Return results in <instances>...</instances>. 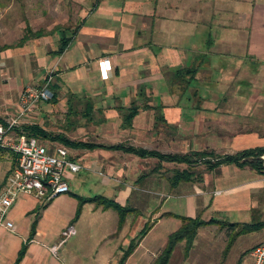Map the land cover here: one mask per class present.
I'll return each mask as SVG.
<instances>
[{"label": "crops", "instance_id": "0c3cea01", "mask_svg": "<svg viewBox=\"0 0 264 264\" xmlns=\"http://www.w3.org/2000/svg\"><path fill=\"white\" fill-rule=\"evenodd\" d=\"M209 1V15L203 17L210 23V41L201 45L207 51L197 48V37L204 27L200 23L199 0H95L93 11L79 15L85 20L66 36L70 41L60 55V31L7 50V54V48L0 49L4 50L1 75L17 73V88L2 89L14 103L19 102L24 87H41L52 74L50 88L55 100L40 102L36 117L39 120L34 124L48 133L101 146L92 150L67 147L70 158L84 167L78 173L68 172L69 193L51 200L22 194L15 200L7 215L13 226L8 229L0 225V264H14L24 245L27 252L20 264H64V253L59 263L51 250L58 247V253L64 248L63 233L69 227L75 231L69 238L76 235L74 223L78 224L87 204L92 205L89 212L95 216L98 211L117 214L112 236L123 242L116 248V252H123L118 264L136 239V219L137 226H144L151 216L156 218L153 226L166 218L177 219L180 225V217L231 224L264 222V176L249 166L206 167L198 178L193 172L185 192L169 194L182 211L176 214L162 209L166 200L160 204L158 201L155 209L149 210L150 198L142 195L150 191L147 184H142L149 178L151 184L164 185V162L110 148L124 145L175 155L180 146L184 154L196 149H225L223 153L234 154L264 147V132H258L256 123L257 118L264 120V93L254 94L255 86L264 87V79L255 85L252 76L254 67L256 71L264 70V0H229L232 5H243L238 7L241 11L237 10L235 21L232 14L217 15L218 1ZM229 8L225 5V10ZM220 9L224 12L223 5ZM239 91L246 97L238 96ZM222 96H230L232 109H224L227 104ZM133 111V120L126 121ZM224 131L228 136L222 137ZM197 140L200 146H195ZM43 144L51 152L63 146L50 140ZM0 165V173L4 171L0 176L1 192L15 167L13 154L3 152ZM96 197L110 199L126 209L123 222L120 224V215L114 209L97 206ZM81 199L86 202L77 215ZM56 205V215L62 213L63 225L56 226L53 237L41 227L40 211L47 212ZM140 207L148 209L146 217L140 215ZM213 226L216 225L199 231ZM56 239L60 241L56 243ZM143 239L124 264L137 256ZM251 255L254 264L252 251L240 264H245Z\"/></svg>", "mask_w": 264, "mask_h": 264}, {"label": "rangeland", "instance_id": "374dc122", "mask_svg": "<svg viewBox=\"0 0 264 264\" xmlns=\"http://www.w3.org/2000/svg\"><path fill=\"white\" fill-rule=\"evenodd\" d=\"M214 1H218V4L220 3L219 5L218 4L216 5L217 9L215 12L216 13L218 12L217 15H220L222 13L232 14L231 16L233 21H235L238 11L239 12L241 11V9H239L238 7L243 6L240 4L232 5V1L229 0H214ZM224 1L229 3L225 4ZM208 2L210 1L199 0V5H198V7H200L202 10L201 11L202 17L200 19V23L202 22L203 24L202 26H204L202 28V35H199L197 37V41H198L197 48L201 52L207 51V50H203V47L201 45L202 43L209 40L207 34H208V30L210 29L209 26L210 23L208 22L207 19H204L203 17L207 14L209 15V12H207L210 9L209 7H207ZM95 3H96L95 0H88L87 3H80L79 0H0V49H3V47L7 48L5 49L6 50L5 54L9 53V51L7 50L13 51L17 49V44L23 39V37L25 35L27 36L30 35L28 31L31 32H36L38 30L51 31L52 29H55L54 31L62 32L63 36L65 37L71 35L75 31L76 26L81 25L85 20L83 16H82L83 18H81L79 15H83L87 11L89 12L93 11ZM222 5L224 6L223 9L224 12H220L221 10L220 7ZM225 5L226 7H230V8L225 10ZM211 8L213 9L214 5ZM57 28H59L60 30L59 29L57 30ZM34 39L36 38L28 39L25 42V44L33 41ZM189 45L190 46L195 45V43H191ZM3 52L4 50L0 51V58L2 57L1 54ZM1 62H3L2 58L0 59V63ZM256 67H260V65H257ZM7 71L9 70L7 69ZM16 74L17 73L15 74L8 73L9 76H7L5 74L1 75L0 72V116L4 121H6V119H9V117L18 118V115L20 113V109H21L20 99L18 105V103L12 102V100H10L11 99L10 97L5 96V92H3L2 90L5 88V86L8 87L15 86V88H17L15 84L16 83L15 77H17ZM252 76L255 85L259 84L261 82V79H264V70L259 69V71H256V68L254 67ZM28 87L33 88L35 86L28 85L24 87V89L21 92L20 98L22 97L24 91ZM260 93H264V87L262 88L261 86L260 87L255 86L254 94L260 95ZM244 95H246L244 92L239 91L238 96L246 97ZM222 97L223 99H225L227 104V105L223 104L224 109H232L234 105L231 104L230 96H222ZM39 104H37V106L33 109L34 112L33 114L30 113L28 116L27 115L21 116V118L19 119V123L22 127L34 125V122H38L39 119H36V117L39 111V109L37 108ZM243 106L244 108H246L247 102L246 104L244 103ZM262 106L263 103H260L259 104L260 109L262 108ZM257 115L259 116L256 117H261L262 113L261 116L260 114ZM29 117H32V120H30ZM88 120H90V118H88ZM256 123L258 124V132L261 131L264 132V120L257 118ZM221 134L223 137V136H228L229 133L224 131ZM199 143L200 141L197 140L195 146H200ZM205 145L206 142L204 143L203 146ZM224 150H221L219 152H214V151L211 152L213 154H216V156L234 155L237 153L236 152L232 154L229 151L227 152L228 153L227 154V153H223L225 152ZM196 151L197 149L195 150V152ZM206 151L210 152L209 150ZM198 152H203V151H198ZM178 153L182 155L184 154V150H182L181 146L177 150V153H175V155H177ZM184 155H189V153ZM261 158L262 156L260 157V161L261 163H263L262 162L263 159ZM203 162L205 161H198L197 159L193 160L190 167L188 165L180 164V163L171 164L170 162H164L162 167V169H165L163 176V178L165 179L164 185L159 183L158 185L151 184L150 178L142 183V184H147L148 187L146 188H149L150 190L149 193L144 194L143 192L142 194V195H147L150 198L149 210L155 209L154 205H156L158 201L160 204L162 200L163 201L166 200V203L162 208L164 209V211L169 210L176 214L182 213V211L178 207L179 206L178 202H173L174 198H171L169 195L172 193L175 194L178 192L180 193L185 192L189 187V182H188L190 180L189 177H185L184 180L177 182L178 184L176 183L177 181L176 177L179 174L178 171L179 170L180 171L190 170V172L194 171L196 174V178H198L207 169L206 165ZM173 168L177 169V171L176 170L173 172L169 171V170H173ZM3 172L4 171L0 173V176L3 175ZM158 180H161V178H158ZM153 181H155V179H153ZM84 188L85 187H83V189ZM140 194L136 193V195H140ZM59 201L60 202L58 203L61 204L62 201L61 200ZM57 205L52 206V208L49 209L47 212H43V210L40 211V216L41 217L43 216V219L41 220V227H43V229L46 230L48 234L53 233V237L56 234V230H55L56 226L63 225V221L61 218L62 213L58 214L59 216L56 215ZM91 208H92L91 204L85 205L82 213L83 216L81 217L80 221L78 222V224L74 223L75 225L74 228L76 229V235H73L71 238L66 240L64 248H61L59 252L55 255L59 257V260L57 259L59 263L61 262L60 257L63 256V253H64L63 258H65V260L63 259L64 264H118L120 259L122 258L123 252L121 251L116 252L117 251L116 248L119 245H122L123 242L122 243L119 242L117 236L116 237L112 236V234L116 230L115 227L117 223V214H115V212L113 211H109L108 213L101 214L98 211L96 213L97 215L95 216L89 212V209ZM146 210L148 209H146L145 207H140L139 210V212L141 213L140 215L146 217L147 216ZM138 216L139 215L136 214V218ZM130 218H131V222H133L135 219L134 216ZM146 221L148 222L144 226L143 224L137 226L138 221L136 219L135 222L136 238L137 235H139V233L147 226H150L151 230L148 232L149 234L147 233L148 235L146 234L147 236L145 235L146 237L143 236V238L145 237L144 239L143 238L140 239V240L143 239V242L138 250V254L128 264H147L148 261H151L152 259L155 261V259L159 258L160 254L164 250L165 248L164 246H166V241H167L166 239H168V236L171 233L179 230V228L181 227L180 225L182 224L181 217H180V225L177 219L166 218L161 223L157 225L154 224L155 226H153V222L156 223V218L154 216L149 217V219H147ZM258 222L262 223V221L259 220ZM213 227L214 228L211 229L204 228L205 230L203 229L199 231V234L197 233L195 238L196 240L194 241V245H193L194 247L188 253H186L187 247L185 242H180V244L177 245L174 252L172 253L173 255L170 258L168 264H237L243 253H245L247 250L250 251L252 247L255 248L257 245L264 242V227H263L261 230L251 232L250 234H243L237 236L236 242L233 244L230 251L227 252V254L225 255L224 249L227 246L228 242H230V236L232 233L228 231V227L226 226L221 228L219 225H216ZM238 237H240L239 240ZM60 239L59 240L56 239V243L60 241ZM47 240H50V235L47 237ZM136 241L137 239L133 240L134 244H136ZM247 255H243V256L246 257ZM250 257L248 256L245 259V264H252L253 257L252 255Z\"/></svg>", "mask_w": 264, "mask_h": 264}, {"label": "built area", "instance_id": "2783aa9c", "mask_svg": "<svg viewBox=\"0 0 264 264\" xmlns=\"http://www.w3.org/2000/svg\"><path fill=\"white\" fill-rule=\"evenodd\" d=\"M52 75V74H51ZM48 75L42 87H28L20 98L21 109L18 118L0 121V150L13 154L15 167L11 171L8 183L0 192V225L10 228L8 220L9 209L22 194H31L42 200H51L58 195L71 191L66 181L68 172L78 173L83 164L70 158V150L66 146L50 148L37 138H29L19 123L21 116H28L40 102H48L54 97L50 88L52 76ZM264 165V155H262ZM74 229L69 227L63 233V242L72 234ZM62 243V242H61ZM58 247L51 252L56 255ZM254 264L264 263V242L253 250Z\"/></svg>", "mask_w": 264, "mask_h": 264}, {"label": "trees", "instance_id": "16d2710c", "mask_svg": "<svg viewBox=\"0 0 264 264\" xmlns=\"http://www.w3.org/2000/svg\"><path fill=\"white\" fill-rule=\"evenodd\" d=\"M59 28H57L58 30ZM64 29V28H62ZM61 29V30H62ZM76 29V28H75ZM55 29H52L51 31H44V30H38L36 32H31L29 36L25 35L23 39L17 44V47L19 46H24L25 42L28 39L31 38H44L46 35L54 34L56 31ZM60 30V29H59ZM70 41V38H67L63 36L60 42V49L57 51V54L60 55V53H63L65 49L68 47V43ZM55 93L54 97L51 100H55ZM130 115L126 118V121H131L133 120L134 116L136 115V112L133 111L129 113ZM0 121L4 122L2 118H0ZM22 130L25 131L27 136L29 138H37L40 142L44 143L45 141H56L62 145H65L66 147H70L73 149H85V150H92L97 147H101L97 145L96 143L93 142H88V141H73L69 139L66 135L62 134H54L51 132H47L44 129H42L39 125L34 124V125H29V126H23ZM103 147V146H102ZM106 148V147H104ZM110 148L116 149V150H123L124 152H127L131 155H137L141 158H149V157H154L157 158L160 162H170V163H180V164H185L188 165L189 167L191 166L193 160H198V161H205L203 162L208 169H214L215 167H219L220 165H236L237 167H251L256 173H258L261 176H264V165L260 161V157L264 155V147L262 148H255V149H248L247 151H240L237 152L234 155H224V156H216V154H213L212 152L208 151H203V152H198V151H191L189 155H168V154H161L156 151H150V150H145L141 148H133V147H126L124 145L120 146H111ZM6 151L0 150V155ZM12 154V153H11ZM207 159V160H206ZM194 171L190 172V170H184V171H178L177 175V182L184 180L185 177H191L194 173ZM187 175V176H185ZM178 184V183H177ZM81 205L79 206L78 214L81 212V207L83 206V203L86 202L85 200H80ZM95 202L97 206H102L104 209L112 208L117 213L120 215V224L123 222L125 216H126V209L121 208L117 203L110 199H106L103 197H96ZM40 208L38 209V211ZM167 215H171L168 213ZM182 224L180 225L181 227L179 230L171 233L168 236V241L166 243V246L162 253L160 254L159 258L155 259V261L152 264H168L170 258L172 257V253L174 252L175 248L177 245L180 244V242H185L186 244V249L187 252H190L192 248L194 247V241L196 240V235L199 231L200 228L206 227L208 225H219L221 228L222 227H228V231L231 234L230 236V242H228L227 246L224 249L225 255L227 252L230 251L232 248L233 244L236 242V237L239 235L243 234H250L251 232H255L258 230H261L264 227L263 223H259L257 220L251 221L250 223H236V224H231V223H226L224 221H216V220H208L203 221L200 217L198 218H187V217H181ZM35 223L33 224L32 230V236L35 234ZM151 230L150 226H147L145 229H143L139 235H137V241L136 244L134 242L132 245L128 248V250L125 253V257L122 259L121 264H124L126 258L130 253L133 252L135 247L140 243V239L143 238L149 231ZM254 247L251 248V250H247L245 253L242 254L241 258L239 259L237 264L241 263V259L247 255L251 254V251L253 250ZM27 252V245H24L22 250L19 252L17 260L14 264H20L23 261L24 255Z\"/></svg>", "mask_w": 264, "mask_h": 264}]
</instances>
